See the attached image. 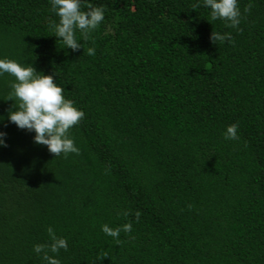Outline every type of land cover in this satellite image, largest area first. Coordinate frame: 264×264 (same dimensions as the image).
I'll return each mask as SVG.
<instances>
[{"label": "trees", "instance_id": "1", "mask_svg": "<svg viewBox=\"0 0 264 264\" xmlns=\"http://www.w3.org/2000/svg\"><path fill=\"white\" fill-rule=\"evenodd\" d=\"M86 3L104 19L73 51L50 0H0V59L52 75L85 114L80 154L54 157L9 122L0 75V264H46L49 227L61 264H264V0H237L235 28L203 0ZM126 223L119 243L102 231Z\"/></svg>", "mask_w": 264, "mask_h": 264}, {"label": "clouds", "instance_id": "2", "mask_svg": "<svg viewBox=\"0 0 264 264\" xmlns=\"http://www.w3.org/2000/svg\"><path fill=\"white\" fill-rule=\"evenodd\" d=\"M51 11L59 17L58 23L49 25L54 36L62 40L65 48L77 51L82 44L76 38V31L79 30L82 39L88 41L90 33L97 29L104 19V8L93 6L86 3L82 10V0H50ZM205 7L211 9L212 20H223L227 27H238L240 24L241 12L237 5V0H203ZM197 3L193 5V9L199 7ZM252 5L245 7L244 12L251 11ZM230 33L221 35L212 32L210 40L213 44L217 41L223 43L226 40L231 41ZM88 55H95L94 48L87 49ZM7 73L14 77L9 87L11 91L8 93L7 101H13L12 107L9 109L8 120L15 124L19 129H26L34 132V143L45 145L49 153L54 157L63 154L67 157L70 153L80 154L79 148L74 141L69 138V130L79 124L84 118V112L78 110L74 106L72 100L66 99L64 96V88L58 86L52 75H44L38 73L31 66H22L16 61L9 59H0V75ZM6 127V125H5ZM237 124L227 127L224 138L228 140H238ZM6 133L0 132V146L7 147L3 137ZM124 216L129 213L125 211ZM136 219L139 222L140 213L136 212ZM132 224L126 223L122 227L115 229L107 224L102 226V231L113 237L119 243V235L121 231L130 233ZM50 243L34 245V252L43 254V260L46 264H61L59 259L50 256L48 252L59 253L60 249L67 251L68 243L64 238L57 237L54 230L49 227L47 229Z\"/></svg>", "mask_w": 264, "mask_h": 264}]
</instances>
